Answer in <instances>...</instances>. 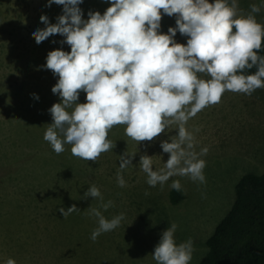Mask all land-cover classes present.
Segmentation results:
<instances>
[{"label":"rangeland","instance_id":"obj_1","mask_svg":"<svg viewBox=\"0 0 264 264\" xmlns=\"http://www.w3.org/2000/svg\"><path fill=\"white\" fill-rule=\"evenodd\" d=\"M252 4L260 7L252 15L264 26L260 0H238V15L249 14ZM45 5L46 0H0V29L16 24L15 54L9 59L0 56V264L9 257L16 264H157L154 248L172 222L177 224L176 243L192 239L189 264H197L208 252V238L233 205L238 181L247 173H264V87L250 95L226 90L218 103L187 121L195 150L208 148L200 157L205 161L204 183L174 176L153 187L139 169L144 154L153 156L154 170L164 166L169 154L162 151L160 141L176 134L174 126L151 141L138 142L125 134L124 125H114L108 131L113 146L96 161L74 156L69 144L56 153L43 136L52 123L48 109L61 99L51 91L58 77L41 66L49 51H70V46L60 43L64 38L59 34L35 42L32 30L45 26L40 16L56 23L62 14L63 6ZM108 6V0H83L79 5L83 19L89 10L103 14ZM169 27H175V14H162L160 31L167 33ZM6 29L0 46L8 48ZM174 39L186 44L187 37L177 32ZM28 56L32 61H27ZM79 91L77 102H86V93ZM126 152L135 155L133 166L121 170L126 181L121 187L116 173L119 156ZM173 179L180 181L184 193L178 204L170 201ZM92 184L102 199H84ZM109 200L112 205L103 209L101 205ZM73 204L79 210L66 218L58 211ZM90 206L108 219L123 213V219L92 240L97 218L89 214Z\"/></svg>","mask_w":264,"mask_h":264},{"label":"clouds","instance_id":"obj_2","mask_svg":"<svg viewBox=\"0 0 264 264\" xmlns=\"http://www.w3.org/2000/svg\"><path fill=\"white\" fill-rule=\"evenodd\" d=\"M101 14L88 12L83 19L79 7L83 0H46V7L61 5L62 14L50 23L42 14L43 28L32 35L39 44L59 34L70 51L62 49L47 53L41 67L57 76L52 87L60 102L48 109L52 123L47 125L43 139L56 153L71 145V153L85 160H94L113 146L108 131L124 125L125 134L138 142L151 141L170 127L176 134L160 141L168 159L162 168H153V156L141 155L139 169L146 174L149 186H163L174 176H188L205 182V161L200 158L207 146L195 150V138L186 128L187 121L208 105L216 104L227 91L250 95L264 87V55L258 50L264 40V26L252 13L260 11L256 4L251 12L238 15V0H108ZM264 4V0H260ZM162 10V12H161ZM162 14H175V27L160 31ZM187 37L186 44L174 39L176 33ZM55 43L56 41H52ZM255 71L244 74L245 68ZM206 74L204 78L198 74ZM86 102L78 103L80 91ZM35 99L39 96L32 94ZM135 154L119 156L117 184H126L121 170L133 166ZM170 188L180 191L181 183L173 179ZM102 199L99 188L92 184L84 193ZM112 201L101 205L107 209ZM79 210L75 204L58 211L67 217ZM97 218V227L90 238L113 230L121 223L123 213L106 218L100 209L89 207ZM172 222L162 232L152 257L157 264H189L192 259L191 238L176 243ZM4 264H16L9 257Z\"/></svg>","mask_w":264,"mask_h":264},{"label":"trees","instance_id":"obj_3","mask_svg":"<svg viewBox=\"0 0 264 264\" xmlns=\"http://www.w3.org/2000/svg\"><path fill=\"white\" fill-rule=\"evenodd\" d=\"M15 27L16 24H11L0 29L1 37L8 28L9 49L0 46V56L7 59L15 54L16 39L12 37ZM258 54L264 55V40ZM27 61H32V57L28 56ZM255 70L253 67L242 71L251 74ZM169 196L172 203L178 204L184 193L182 189H171ZM207 246L206 256L197 264H264V173H247L238 181L233 205L208 238Z\"/></svg>","mask_w":264,"mask_h":264}]
</instances>
